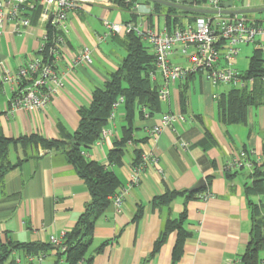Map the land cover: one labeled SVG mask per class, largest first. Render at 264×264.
<instances>
[{
    "label": "crops",
    "instance_id": "crops-1",
    "mask_svg": "<svg viewBox=\"0 0 264 264\" xmlns=\"http://www.w3.org/2000/svg\"><path fill=\"white\" fill-rule=\"evenodd\" d=\"M226 2L222 0V8L227 11L264 7V0H248L238 5ZM133 16L135 22L147 23L151 16L152 25H158L161 18L155 16L151 4L141 1L134 3L130 10H122L111 0H99L70 13L66 52L57 65L63 87L43 110L10 112L12 92L10 87L1 84L0 135L16 141L31 135L62 140L73 134L79 123L78 110L90 106L93 91L103 88L125 57L121 60L113 57L114 45L119 46L113 35L98 41V35L105 34L103 21L125 23ZM248 18L264 23L262 19H251L250 15ZM41 35L37 19L28 34H16L12 26L0 32V75L22 66L38 48ZM83 47L90 50V62L68 70L69 57ZM249 59L244 72L236 67L235 59V69L245 73ZM171 60L185 63L177 54ZM156 83H161L159 77ZM230 90L227 86L214 87L201 74H195L169 86L168 102L160 103L161 113L148 117L144 112L141 118L138 113L141 109L136 110L132 137L137 143L126 146L122 165L109 166L120 182L116 194L121 195V203L116 206L110 202L98 218L91 246L80 264H231L240 259L250 239L251 212L245 186L251 183V172L244 170L228 179L225 167L233 154L242 151H247L252 158L259 156L264 162V103L247 108L244 125H224L217 119V100L213 96L219 97ZM181 94L185 98L183 106ZM164 113L179 117L172 125L175 132L164 128L153 143L148 131L159 123ZM124 117V104H120L114 120L105 126L109 136L101 144L92 146L85 153L86 158L108 167L107 154L113 142L121 137ZM181 143L189 146L184 149ZM134 150L150 154L154 160L146 162L139 183L129 188ZM7 159L12 165L20 163L0 179V243L52 245L50 237L63 240L89 201L84 182L63 154L45 151L40 146L12 144ZM261 170L264 174V167ZM199 180H204V187L212 195L209 200L202 201L203 194H200L190 199L177 197L167 206H151V201L166 190L186 192ZM249 200L264 204V195ZM139 209L140 217L133 221ZM182 213L185 214L182 228L190 236L184 242L180 258H173L176 231L151 256L165 222L178 221ZM57 248L52 245L48 251L33 256L32 262L27 261L29 254L16 250L6 264L16 261L65 264ZM260 257L264 259V249Z\"/></svg>",
    "mask_w": 264,
    "mask_h": 264
},
{
    "label": "trees",
    "instance_id": "trees-1",
    "mask_svg": "<svg viewBox=\"0 0 264 264\" xmlns=\"http://www.w3.org/2000/svg\"><path fill=\"white\" fill-rule=\"evenodd\" d=\"M141 0H111L117 8L130 10L134 3ZM177 3L185 7L199 8L206 0H164ZM151 4L147 1H141ZM156 17H162L163 24L172 30L175 26H182L184 22H193L200 14L180 11L159 4H151ZM152 16V15H151ZM151 16L147 18L148 24L152 25ZM249 17V15H245ZM37 17H34L32 23ZM130 21H135L133 16ZM112 39L122 47L126 55L118 65L117 69L110 75L109 81L102 89H95L92 93V101L89 107L78 110L79 123L76 131L62 140H47L38 135L22 137L14 141L0 135V179L19 163L10 164L7 155L12 144L40 146L45 151L60 152L67 162L73 167L76 175L84 182L89 194V201L84 207L83 213L76 221L74 227L64 235L62 247L57 248L58 253L64 258L65 264H80L85 260L86 253L91 246L93 230L96 221L106 211L110 199L116 195L120 188V182L109 166L122 165L127 142L133 141V120L136 110L141 118L144 112L148 117L161 113V105L157 98V86L150 81L148 74L154 70V55L150 48L134 33L121 36L114 35ZM264 52L255 49L249 59V65L244 73L248 78H254L256 84L251 90L231 89L221 94L216 101V116L224 125H244L246 123V112L250 106H258L264 103V82L259 79L263 75ZM189 79V78H188ZM119 97L124 99L125 125L121 129V137L113 142L112 149L107 154L108 167L86 158L85 153L100 139L101 130L108 124L111 107ZM185 98L181 94V104L184 105ZM144 110V111H143ZM248 153L247 151H244ZM135 159L132 166L140 163L141 150H134ZM264 162L255 165L250 174L251 183L245 186L247 198L264 195V174L262 168ZM244 171H225L228 179L237 173ZM205 187L196 192H176L166 190L164 194L151 201V206H167L177 197L186 196V199L206 193ZM248 199L251 212L250 239L245 252L240 257V264H260L261 253L264 249V204H254ZM140 217V209L134 215L133 221ZM185 214L182 213L179 220H167L159 238L153 244L151 256L156 254L165 243L172 232H177V241L173 250L174 260H178L182 253L185 240L190 236L182 228ZM52 248V245L39 243H0V264H6L9 255L16 250L25 254L37 256ZM89 262L90 260H87Z\"/></svg>",
    "mask_w": 264,
    "mask_h": 264
},
{
    "label": "built area",
    "instance_id": "built-area-1",
    "mask_svg": "<svg viewBox=\"0 0 264 264\" xmlns=\"http://www.w3.org/2000/svg\"><path fill=\"white\" fill-rule=\"evenodd\" d=\"M98 1L0 0V32H3L7 26H12L14 33L28 34L34 17H37L38 27L42 29L39 46L27 57L25 63L16 70H6L0 75V85H7L12 92L10 112L43 110L58 94L63 82L58 76L57 65L66 52L68 15ZM199 8L217 13L200 15L193 22L185 21L181 27L175 26L172 30L164 24L159 27L143 21L125 23L103 21L105 34L98 35L97 39L102 41L109 35L121 36L129 33H134L142 39L154 55V70L148 74V77L157 86L159 103L168 102L170 85L176 81H185L195 74H201L214 87L227 86L231 89L251 90L256 80L246 77L244 73L235 69L234 62L243 45L253 44L256 49L262 50L264 23H256L245 15L220 13L223 11L222 0H206ZM175 54L185 63L173 62L171 57ZM88 62H90V50L83 47L69 57L67 68L71 70ZM158 77L161 83L157 85ZM259 80L264 82V73ZM213 98L217 100L218 96ZM123 102V97H119L112 104L108 123L114 120L118 106ZM178 119V116L170 113L162 114L159 123L150 127L148 138L156 143L164 128H170L175 132L172 125ZM109 134L105 127L102 128L101 137L94 145L101 144ZM131 144V141L127 142V146ZM180 146L185 149L189 144L181 143ZM150 160H154L150 154H142L140 163L132 166L129 188L139 183L140 173L146 162ZM261 163L259 156L252 158L251 154L242 151L232 155L226 163L225 171H250ZM211 197L212 195L207 192L200 198L202 201H207ZM110 202L119 206L121 195L116 194ZM261 231L264 235V226ZM50 243L64 250L62 239L50 237ZM27 261L32 262L33 256L28 255ZM13 264L22 263L16 261ZM231 264H240V260H235ZM260 264H264V259Z\"/></svg>",
    "mask_w": 264,
    "mask_h": 264
},
{
    "label": "water",
    "instance_id": "water-1",
    "mask_svg": "<svg viewBox=\"0 0 264 264\" xmlns=\"http://www.w3.org/2000/svg\"><path fill=\"white\" fill-rule=\"evenodd\" d=\"M141 1H147L151 4H159L165 7L169 8H174L180 11H185V12H190V13H195V14H200V15H205V14H215L217 13L216 11H211V10H205L201 8H190V7H185L177 3H170L164 0H141ZM222 14H229V15H250V14H255V13H264V7L263 8H254V9H242V10H223L220 11ZM205 183L204 180H199L190 190L189 192H196L200 190L202 187H204Z\"/></svg>",
    "mask_w": 264,
    "mask_h": 264
},
{
    "label": "rangeland",
    "instance_id": "rangeland-1",
    "mask_svg": "<svg viewBox=\"0 0 264 264\" xmlns=\"http://www.w3.org/2000/svg\"><path fill=\"white\" fill-rule=\"evenodd\" d=\"M227 0H225L226 2ZM248 0H229V3H235V4H245ZM227 3V2H226ZM250 18H256V19H262L264 20V14L263 13H255V14H250ZM158 26L159 27H162L163 26V19L162 17L159 19V23H158ZM262 45V49L264 50V42L261 43ZM114 53H116L115 57L116 59H122V57H124L126 55L125 51L117 46V45H114ZM101 47V46H100ZM255 46L253 44H248V45H243L240 47V52H239V55L237 56L236 60L237 62L235 63L236 64V67L244 72L245 69H246V66H247V63H248V59H249V56L251 55V52L253 50ZM101 48H104V45H102Z\"/></svg>",
    "mask_w": 264,
    "mask_h": 264
}]
</instances>
